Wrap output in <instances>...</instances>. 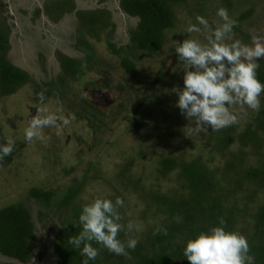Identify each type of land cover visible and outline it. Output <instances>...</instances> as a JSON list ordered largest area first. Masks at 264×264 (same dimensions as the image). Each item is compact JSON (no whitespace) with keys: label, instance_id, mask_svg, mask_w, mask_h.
<instances>
[{"label":"rangeland","instance_id":"1","mask_svg":"<svg viewBox=\"0 0 264 264\" xmlns=\"http://www.w3.org/2000/svg\"><path fill=\"white\" fill-rule=\"evenodd\" d=\"M6 1L0 0L1 35H4L1 21L6 22L8 30L6 58L25 71L29 81L11 94L0 93L1 134L6 141L10 136L16 141L10 163H0V206L16 202L30 186L56 192L74 181L81 182L78 195L81 205L96 197L113 201L121 198L124 203L118 207L123 218L120 222L125 225L131 222V232L141 237L148 222L160 218L138 219L146 209L148 188L153 186L167 194L181 192L180 182L176 181L177 169L165 177L155 174L160 158L201 157L204 161L211 158L206 162L211 168L225 160L202 146L204 134L212 130L183 135L187 121L176 107V95L171 91L173 86H182L183 65L174 52L175 42L185 38L206 42L202 33L185 31L187 22L191 19L197 23L195 17L200 15L210 24L220 23L216 11L224 7L232 19H238L233 39L250 43L252 36H264V0H183L174 4V25L164 30L162 46L155 53L137 49L127 55L133 63V74L122 68L121 59L127 52L129 33L137 28L139 18L122 15L115 10L113 0H103L97 7H83L97 14V21H102L97 9L106 7L111 12L113 32L102 23L99 26L103 29H98L96 34L86 35L84 30L83 39L88 43L91 61L82 62L76 77L67 75L62 81L57 56L82 59L85 55L76 44L77 18L69 13L58 22L45 25L44 30L40 17L35 15L39 0H9L17 16L16 27ZM107 40L120 47L121 52L113 54ZM95 91L101 97H95ZM41 92L45 96L43 102L38 98ZM102 97L107 101L102 102ZM42 106L49 113L69 119V123L59 128L45 127L42 130L47 137L45 141H25L24 129L32 116L41 114ZM91 106L96 111V120L91 112L87 113ZM233 110L238 114V122H244L245 116L247 119L256 112L247 109L241 113L238 105ZM248 160L255 163L252 158ZM124 165L128 170L121 174ZM30 208L36 219V247L26 264H54L50 255L52 239L60 226L53 230L49 226L58 224L60 213L54 208L43 210L46 215L39 220L40 206L32 203ZM149 210L146 216H153ZM252 225V217L238 216L239 231L250 230ZM14 262L17 263L0 255V264Z\"/></svg>","mask_w":264,"mask_h":264},{"label":"trees","instance_id":"2","mask_svg":"<svg viewBox=\"0 0 264 264\" xmlns=\"http://www.w3.org/2000/svg\"><path fill=\"white\" fill-rule=\"evenodd\" d=\"M182 1L123 0V10L139 18L137 28L129 33V43L125 46L127 52H124L121 59V66L125 71L134 73L133 63L127 57L131 52L139 49L155 53L162 46L164 30L174 25L172 6ZM67 2H45V12L50 19L56 21L60 18L56 14H62L68 9ZM70 7L72 6H69V9ZM102 14H107L106 21H97L94 15L84 17L80 12L76 13L79 21L76 44L82 47L80 50L85 55L82 59L65 57L61 60V81L67 75L76 77L82 62L91 61L87 53L88 43L83 39L84 30L86 35L96 34L98 29H103L99 26V23H102V26L113 32L114 23L110 21L109 14ZM1 29L4 35L0 33V93L6 95L13 93L22 83L29 81V78L25 71L13 66L6 58L8 30L5 21H1ZM234 29H238L237 24ZM107 45L113 54L121 52V48L109 40ZM259 64L257 78L264 82V59L260 60ZM53 91L50 90L49 93ZM84 104H87L86 101ZM137 105L139 107L140 103ZM90 112L96 120L93 106L87 111ZM244 120L204 134L202 146L211 151L212 155L218 154L225 159L220 166H208L206 162L211 158L206 161L201 157L191 160L167 156L160 158L155 174L165 177L170 171L177 169L176 181L180 182L181 192L167 194L153 186L148 188L146 209L140 213L138 219L148 220L155 216L160 218L154 222L149 221L141 237L126 228L118 233L121 240H126L129 236L138 240L134 249L127 250V256L109 252L93 241L98 255L95 260H90L89 264H189L182 253L184 241L200 231L218 225L221 220L225 222L223 226L227 230H236L235 232L247 238L249 252L255 257V264H264V95L261 97V109L247 119L245 116ZM4 142L6 140L0 128V143ZM234 145L235 148H232ZM12 155L13 152L0 160V163L8 165ZM249 158L255 163H250ZM127 167L124 165L121 174L127 172ZM136 181L137 178L133 183L135 186ZM82 185L83 183L74 181L56 192L41 186H30L16 202L0 206V255L17 262L13 264H26L31 260L36 247V219L33 218L30 204L35 203L40 206L37 212L39 220L41 216L46 215L45 211L48 209H58L60 213L58 224L49 226V230L60 226L52 239L50 255L54 264H81L79 251L68 245L67 238L80 231L77 217L82 206L78 202ZM149 209L153 216H146ZM238 216L252 217L253 225L250 230L237 229ZM160 229L167 231L165 233Z\"/></svg>","mask_w":264,"mask_h":264},{"label":"clouds","instance_id":"3","mask_svg":"<svg viewBox=\"0 0 264 264\" xmlns=\"http://www.w3.org/2000/svg\"><path fill=\"white\" fill-rule=\"evenodd\" d=\"M216 15L220 23L210 24L200 15L195 17L197 23L191 19L187 22L185 31L202 33L206 42L194 38L175 42L174 52L183 65L182 86H173L171 91L176 95V107L187 121L183 127L186 137L235 124L238 114L234 106L238 105L241 113L261 109L264 82L257 78V69L260 59L264 58V36H252L250 43L233 39L236 21L224 7L218 8ZM38 98L43 102L44 93H39ZM39 112L24 129L25 141H45L47 137L42 131L45 127L59 128L69 123V119L49 113L46 107L42 106ZM15 146L11 136L0 143V160L9 156ZM123 203L119 197L115 201L96 197L81 206L77 217L80 231L67 238L68 245L79 251L81 264H89L97 257L98 249L93 247V241L123 256L129 255L128 249L136 247L138 240L134 236L126 240L118 238V233L125 228L129 232L133 230L131 222L126 225L120 222L118 207ZM224 223L221 220L218 225L184 241L182 253L189 264H255L247 238L227 230ZM160 231L166 233L167 229Z\"/></svg>","mask_w":264,"mask_h":264},{"label":"crops","instance_id":"4","mask_svg":"<svg viewBox=\"0 0 264 264\" xmlns=\"http://www.w3.org/2000/svg\"><path fill=\"white\" fill-rule=\"evenodd\" d=\"M48 1H50V0H45V1H41V0H39L38 1V5H37V9H36V13H35V15H37V16H39L40 17V21H41V24H42V27L44 28V30H46L45 29V25H49L51 22H55V21H51V22H49L48 20H47V17H49V15L45 12V8H44V4H46L45 2H48ZM59 1H62V0H54V1H52V2H55V3H59ZM68 2H67V4H68V6H66V8H68L67 10H66V12H67V14H69V13H71V14H73L76 18H77V15H76V13L78 12V11H76L77 9V7H79V8H82V9H84L83 7H87L88 5H93V6H95V7H97L98 6V4L100 3V2H103V0H67ZM6 5H7V9H8V14H9V16L12 18V22H13V25H15L16 27H17V16L15 15V13H14V11H13V8L11 7V5H10V2H9V0H8V2L6 1ZM115 5H116V2H115ZM69 6H72V7H70L71 9H69ZM117 7V6H116ZM63 9V8H62ZM75 10V11H74ZM97 10H99L98 12H99V16L101 17V19L102 20H105L106 21V19H107V14L104 16L103 14H102V8L101 7H99V9H97ZM65 13V12H64ZM63 13V14H64ZM63 14H60V12H59V14H56L57 16H63ZM66 14V13H65ZM121 14H123L122 12H121ZM97 14H94V16H96ZM47 16V17H46ZM50 18V17H49ZM109 19H110V17H109ZM15 20V21H14ZM111 21V20H110ZM5 24H6V22H5ZM100 24V23H99ZM6 26H7V24H6ZM11 33H12V31H11Z\"/></svg>","mask_w":264,"mask_h":264},{"label":"flooded vegetation","instance_id":"5","mask_svg":"<svg viewBox=\"0 0 264 264\" xmlns=\"http://www.w3.org/2000/svg\"><path fill=\"white\" fill-rule=\"evenodd\" d=\"M50 1H54V0H50ZM122 2L123 0H116V5L114 4L115 3V0H113V4L115 5V7L117 5H119V7L117 6L115 10L119 11L120 13L122 12L123 14L122 15H127V16H130V17H133L131 15H129L128 13H126L123 8H122ZM46 4H44V8H45ZM78 12H80L81 14L84 15V17H88L90 15H94V13H92L91 11L89 10H85V9H82V8H79L77 7L76 8ZM75 11V10H74ZM102 12H105V13H108L109 14V17H110V20L112 18L111 16V12L107 10V8L105 7L104 9H102ZM64 13V12H63ZM62 13V14H63ZM66 13V14H65ZM65 13L63 14V16L61 15L60 18L64 17L65 15H67V12L65 11ZM47 17V16H46ZM58 18L55 22H52V23H56L58 22V20L60 19ZM47 20L49 22L53 21L52 19H50L49 17H47ZM78 20V19H77ZM65 57L69 58V59H72L71 57H68L67 55H58L57 58L59 59V64H60V69L62 68V61L65 59ZM62 60V61H61ZM62 70V69H61ZM98 92V91H95V93ZM96 97V96H95Z\"/></svg>","mask_w":264,"mask_h":264},{"label":"water","instance_id":"6","mask_svg":"<svg viewBox=\"0 0 264 264\" xmlns=\"http://www.w3.org/2000/svg\"><path fill=\"white\" fill-rule=\"evenodd\" d=\"M117 6L119 7V5H117ZM101 95H102V94H101L100 92H96V93H95V96H100V97H101ZM100 100H102V102L107 101L106 98H103V97H102V99L100 98ZM96 101H97V100H96Z\"/></svg>","mask_w":264,"mask_h":264}]
</instances>
